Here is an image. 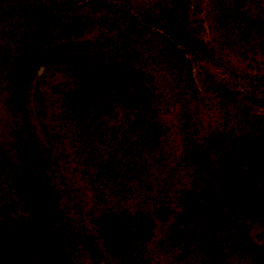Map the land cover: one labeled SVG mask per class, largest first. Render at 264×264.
<instances>
[{"label":"trees","instance_id":"16d2710c","mask_svg":"<svg viewBox=\"0 0 264 264\" xmlns=\"http://www.w3.org/2000/svg\"><path fill=\"white\" fill-rule=\"evenodd\" d=\"M0 0V264H103L37 131L51 120L116 264H264V117L244 121L194 69L264 100V0ZM261 58V60H258ZM168 115L167 116V113ZM173 217L182 251L149 247Z\"/></svg>","mask_w":264,"mask_h":264},{"label":"rangeland","instance_id":"374dc122","mask_svg":"<svg viewBox=\"0 0 264 264\" xmlns=\"http://www.w3.org/2000/svg\"><path fill=\"white\" fill-rule=\"evenodd\" d=\"M207 0H192L191 14L193 18L203 19L206 27L205 8ZM261 60V58H258ZM56 76H49L40 71L33 82L31 102L33 106L37 131L42 141L52 150L53 166L57 172L58 184L71 192L73 196V219L83 237L90 254L103 260V264H116L114 259L108 256L102 247L98 227L94 222V216L89 208L87 198L80 185L70 173L69 165L60 144L59 134L52 123V108L50 105L51 92L48 82L55 80ZM195 82L202 92L209 87L222 95L225 104L244 121L253 119L255 116L264 117V100L253 97L240 89L229 88L225 83L211 72L202 71L195 66ZM167 116L168 112L166 113ZM176 221L173 217L163 218L157 222L149 247L164 262L168 263L182 251L181 244L175 235ZM244 232L259 245H264V228L260 224L246 223Z\"/></svg>","mask_w":264,"mask_h":264}]
</instances>
